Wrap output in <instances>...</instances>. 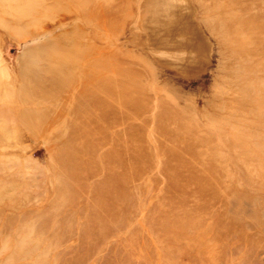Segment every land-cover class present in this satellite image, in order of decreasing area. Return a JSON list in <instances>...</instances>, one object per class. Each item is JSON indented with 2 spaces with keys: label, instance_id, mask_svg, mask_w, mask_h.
<instances>
[{
  "label": "rangeland",
  "instance_id": "rangeland-1",
  "mask_svg": "<svg viewBox=\"0 0 264 264\" xmlns=\"http://www.w3.org/2000/svg\"><path fill=\"white\" fill-rule=\"evenodd\" d=\"M97 1L87 74L50 0H0V264H264V0H177L165 63Z\"/></svg>",
  "mask_w": 264,
  "mask_h": 264
},
{
  "label": "bare ground",
  "instance_id": "bare-ground-1",
  "mask_svg": "<svg viewBox=\"0 0 264 264\" xmlns=\"http://www.w3.org/2000/svg\"><path fill=\"white\" fill-rule=\"evenodd\" d=\"M50 3L54 7V14L51 19L52 24L50 23L52 31H56L58 27L62 28L64 38L61 36V38H63L61 45L70 52V56L66 55V57L62 58V73L67 71L70 72L72 66H74L73 64H76V69L87 74H96L104 63L102 55H100L102 50L98 44L102 36L99 33V29L102 25L106 27V24H108L105 18L107 12L104 10V7L106 6L108 8L110 5L104 4L101 1L98 2L97 0H50ZM138 4L140 15L133 24V28L141 30L142 32L143 30L146 31L139 34L141 36L140 38H143L144 44L146 43L145 45L147 48L151 49V54H153L160 63H163L164 60L162 59H169L167 56L169 54L162 49H167L168 46L175 49L177 47V42L173 40L177 37V31L178 35L184 34L182 32L183 26L178 28L177 26L180 25L179 21L185 15V11L182 5L177 3V0H140ZM185 24H187L186 27L192 28L191 30L194 29L191 24ZM164 25L165 27H163ZM162 27L166 28L167 32H164L163 30L165 29ZM175 27L177 31L174 30ZM172 32H176L174 39H172L171 36ZM108 37L109 36L106 37V40H108ZM48 38H50V36ZM151 40H155L158 46H153ZM55 41H53L54 44ZM43 49L45 50V48ZM160 50L162 51L158 52ZM71 54L73 56H71ZM176 65L177 63L175 64V68H177ZM59 66L61 65L59 64ZM170 67L172 68V66Z\"/></svg>",
  "mask_w": 264,
  "mask_h": 264
}]
</instances>
